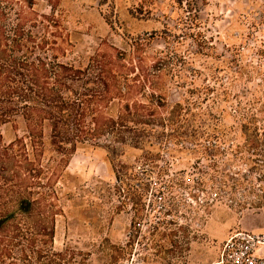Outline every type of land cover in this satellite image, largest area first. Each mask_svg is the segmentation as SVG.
I'll use <instances>...</instances> for the list:
<instances>
[{"label": "rangeland", "instance_id": "374dc122", "mask_svg": "<svg viewBox=\"0 0 264 264\" xmlns=\"http://www.w3.org/2000/svg\"><path fill=\"white\" fill-rule=\"evenodd\" d=\"M35 9L50 11L43 2ZM59 9L70 45L64 61L82 56L86 65L96 51L115 55L114 47L128 54L131 46L150 60L168 49L179 82L163 80L167 103L203 101V89H210L201 105L218 125L202 131L199 141L183 137L169 146L155 168L139 150L117 158L139 176L150 173L155 190L159 174L170 187L149 191L141 210L127 202L106 151L78 149L51 189V205L24 213L15 198L1 201L7 218L0 226V264H216L234 232L264 230V147L245 144L251 131L234 112L241 84L222 70L233 49L240 53L237 64L260 62L255 52L264 48V0H63ZM0 132L3 144L13 142L17 151V137L23 136L17 124ZM255 133H262L261 125ZM207 134L220 139L214 146L220 154L209 158L201 155ZM44 183L33 191H43Z\"/></svg>", "mask_w": 264, "mask_h": 264}, {"label": "trees", "instance_id": "16d2710c", "mask_svg": "<svg viewBox=\"0 0 264 264\" xmlns=\"http://www.w3.org/2000/svg\"><path fill=\"white\" fill-rule=\"evenodd\" d=\"M61 1L0 0V130L17 124L23 133L13 151L14 143L3 144L0 132V203L15 198L24 213L35 205H51V189L62 178L71 156L80 148L93 147L106 151V161L122 184L127 202L141 210L144 195L154 189L150 173L139 176L135 168L119 166L117 158L128 149L139 150L141 159L155 168L153 163L161 159L162 151L171 150L169 146H176L183 137L199 141L205 134L202 131L218 125L201 105L209 100L210 89H203V101L185 98L168 104L163 80L179 82L171 67L173 52L168 49L156 52L150 60L139 47L131 46L128 54L114 47L110 48L115 55L96 51L86 57V65L82 56L64 61L70 45L62 24ZM40 2L49 6L48 13L35 9ZM232 53L233 60L222 70L231 82L241 84L234 112L240 126L251 131L245 144L264 147V48L255 52L260 61L255 64H237L240 53L236 49ZM146 94L148 101L143 102L140 98ZM215 102L211 100L210 109ZM258 113L262 119L257 118ZM259 125L261 134L255 133ZM219 140L215 134L203 139ZM214 148L203 146L202 157L220 154ZM41 180H45L43 191L35 193ZM155 184L170 188L161 174ZM159 188L154 190L159 192ZM32 195L38 196L27 197ZM6 218L1 210L0 226Z\"/></svg>", "mask_w": 264, "mask_h": 264}, {"label": "built area", "instance_id": "2783aa9c", "mask_svg": "<svg viewBox=\"0 0 264 264\" xmlns=\"http://www.w3.org/2000/svg\"><path fill=\"white\" fill-rule=\"evenodd\" d=\"M205 143L212 148L216 142ZM216 264H264V230L234 232L224 242Z\"/></svg>", "mask_w": 264, "mask_h": 264}]
</instances>
